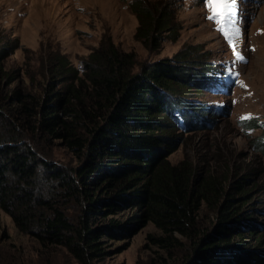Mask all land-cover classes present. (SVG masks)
I'll return each instance as SVG.
<instances>
[{"label": "trees", "instance_id": "obj_1", "mask_svg": "<svg viewBox=\"0 0 264 264\" xmlns=\"http://www.w3.org/2000/svg\"><path fill=\"white\" fill-rule=\"evenodd\" d=\"M131 7L135 37L147 49L179 37L175 1ZM8 44L0 33V211L20 232L88 264L107 253L104 238L126 239L151 223L159 232L150 238L164 253L159 264H264V164L244 165L233 153L206 163L170 159L183 132L225 112L204 97L214 90L219 59L188 44L141 62L106 33L81 67L51 54L49 80L37 93L14 84ZM240 120L264 134L263 122ZM51 143L76 163L48 158ZM253 148L264 157V136Z\"/></svg>", "mask_w": 264, "mask_h": 264}, {"label": "rangeland", "instance_id": "obj_2", "mask_svg": "<svg viewBox=\"0 0 264 264\" xmlns=\"http://www.w3.org/2000/svg\"><path fill=\"white\" fill-rule=\"evenodd\" d=\"M173 1L182 25L180 35L177 39L166 38L157 50H149L135 37L138 19L131 7L133 0H0V33L3 42L9 40L10 50L6 67L19 74L14 84L23 83L41 93L49 80L46 66L51 54H65L81 67L106 33L122 49L134 51L141 62L172 57L188 44L194 45L199 54L208 52L210 58H231V50L207 18L210 11L204 0ZM240 20L243 29L239 41L243 42L245 58L225 68L238 76L228 74L229 92L217 96L204 93L212 105L226 104L225 112L206 128L183 132L170 156L173 162L186 156L197 163L213 162L233 153L244 165L264 164L263 152L253 148V140L264 136L263 128L240 123V119L264 123V0L242 3ZM45 149L50 153L48 158L64 167L76 163L60 143L46 144ZM63 206L69 216L75 214L73 202ZM203 214L209 216L205 208ZM158 232L149 223L129 238H104L109 246L107 253L88 264H159L164 253L150 238ZM0 264L81 263L65 247H43L31 234L20 232L12 217L1 210Z\"/></svg>", "mask_w": 264, "mask_h": 264}, {"label": "snow or ice", "instance_id": "obj_3", "mask_svg": "<svg viewBox=\"0 0 264 264\" xmlns=\"http://www.w3.org/2000/svg\"><path fill=\"white\" fill-rule=\"evenodd\" d=\"M205 4L211 13L207 18L216 22L218 30L230 40L235 49L234 38L239 34L236 0H205Z\"/></svg>", "mask_w": 264, "mask_h": 264}]
</instances>
